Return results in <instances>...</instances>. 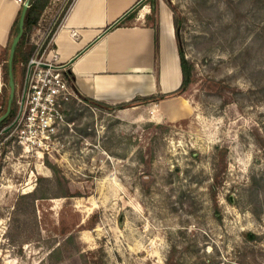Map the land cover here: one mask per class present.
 <instances>
[{
	"label": "rangeland",
	"instance_id": "1",
	"mask_svg": "<svg viewBox=\"0 0 264 264\" xmlns=\"http://www.w3.org/2000/svg\"><path fill=\"white\" fill-rule=\"evenodd\" d=\"M42 1L15 46L0 130L18 111L32 32L49 38L71 0ZM145 4L177 20L174 52L195 80L135 107L72 102L61 155L0 133V264H264V0H142L135 14ZM11 5L0 115L23 7Z\"/></svg>",
	"mask_w": 264,
	"mask_h": 264
},
{
	"label": "crops",
	"instance_id": "2",
	"mask_svg": "<svg viewBox=\"0 0 264 264\" xmlns=\"http://www.w3.org/2000/svg\"><path fill=\"white\" fill-rule=\"evenodd\" d=\"M8 1L21 6L16 0H0V14L7 17L4 26L0 20V51L12 23L13 7ZM141 2L71 0L65 7L55 24L51 45L82 97L135 107L134 99L173 92L181 83L171 11L159 4L152 15V5L145 4L135 14ZM6 4L11 9L5 8ZM43 37L36 41L32 32L30 44ZM3 85L0 62V92Z\"/></svg>",
	"mask_w": 264,
	"mask_h": 264
},
{
	"label": "built area",
	"instance_id": "3",
	"mask_svg": "<svg viewBox=\"0 0 264 264\" xmlns=\"http://www.w3.org/2000/svg\"><path fill=\"white\" fill-rule=\"evenodd\" d=\"M16 1L27 8L31 5V0ZM53 32L36 43L28 57L17 99L18 111L0 130L23 152L61 155L73 141L74 121L69 120L67 113L70 104L75 101L91 107L76 91L65 63L58 60L51 45ZM68 135L71 139H67Z\"/></svg>",
	"mask_w": 264,
	"mask_h": 264
},
{
	"label": "trees",
	"instance_id": "4",
	"mask_svg": "<svg viewBox=\"0 0 264 264\" xmlns=\"http://www.w3.org/2000/svg\"><path fill=\"white\" fill-rule=\"evenodd\" d=\"M46 5L45 1L42 0H31V5L27 8L26 10V14H25V18H24V30L20 39V44L25 42V39L28 38L29 33L31 31V29L38 23L39 20V11L41 9H43ZM22 7L19 11V16L17 18V33L19 31L18 29V23H19V17H20V13H21ZM119 23L116 22L113 26H116ZM177 23V20L174 19V24ZM34 47H31V49H33ZM23 57H28L29 53H22ZM179 58H180V66H181V71H182V79H181V83L178 89H176L173 92L170 93H166L163 94L162 96L165 97H169V96H174L177 95L181 92H183L189 84H191L194 80V71H193V64L192 62L185 57L184 52L179 49ZM8 76V73H6ZM161 95H150L147 97H143V98H136L134 99L132 102L136 103V102H141L144 104H148L149 102L153 101V100H157L159 99ZM83 99L85 101H87L88 103H92L93 105H98V106H104V107H112L111 105H106L104 103H101L99 101H95L94 99H91L89 97H83ZM119 107H124L125 104H119L117 105ZM2 122H0V126H1ZM35 192L31 191L29 193H26L24 196H28L31 197V199H33Z\"/></svg>",
	"mask_w": 264,
	"mask_h": 264
},
{
	"label": "water",
	"instance_id": "5",
	"mask_svg": "<svg viewBox=\"0 0 264 264\" xmlns=\"http://www.w3.org/2000/svg\"><path fill=\"white\" fill-rule=\"evenodd\" d=\"M27 7L23 6L22 11L20 13L19 17V23H18V33L12 43L10 52H9V57H8V76H9V84H10V92H9V98L7 101V107L6 110L0 115V122H2L7 115L9 114L10 108H11V103L12 99L14 96V90H15V85H14V80H13V73H12V61H13V56L15 52V46L17 45L18 41L20 40L23 30H24V18L26 14Z\"/></svg>",
	"mask_w": 264,
	"mask_h": 264
},
{
	"label": "flooded vegetation",
	"instance_id": "6",
	"mask_svg": "<svg viewBox=\"0 0 264 264\" xmlns=\"http://www.w3.org/2000/svg\"><path fill=\"white\" fill-rule=\"evenodd\" d=\"M8 82H9V76H8Z\"/></svg>",
	"mask_w": 264,
	"mask_h": 264
}]
</instances>
